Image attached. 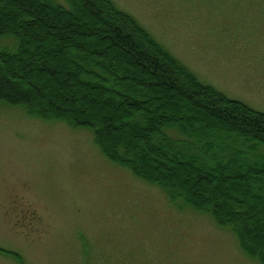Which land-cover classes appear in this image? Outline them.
Returning a JSON list of instances; mask_svg holds the SVG:
<instances>
[{
  "label": "trees",
  "instance_id": "obj_1",
  "mask_svg": "<svg viewBox=\"0 0 264 264\" xmlns=\"http://www.w3.org/2000/svg\"><path fill=\"white\" fill-rule=\"evenodd\" d=\"M65 1L0 0V102L92 130L108 158L211 214L264 264V112L107 16L109 0Z\"/></svg>",
  "mask_w": 264,
  "mask_h": 264
},
{
  "label": "rangeland",
  "instance_id": "obj_2",
  "mask_svg": "<svg viewBox=\"0 0 264 264\" xmlns=\"http://www.w3.org/2000/svg\"><path fill=\"white\" fill-rule=\"evenodd\" d=\"M109 1L107 16L264 112V0ZM0 264L262 263L211 214L108 158L92 130L0 102Z\"/></svg>",
  "mask_w": 264,
  "mask_h": 264
}]
</instances>
